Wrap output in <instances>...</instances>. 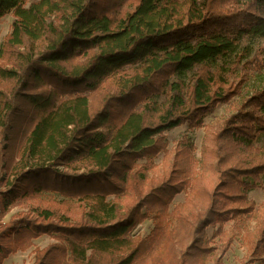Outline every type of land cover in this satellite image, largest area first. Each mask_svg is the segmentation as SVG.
<instances>
[{
  "label": "trees",
  "instance_id": "trees-1",
  "mask_svg": "<svg viewBox=\"0 0 264 264\" xmlns=\"http://www.w3.org/2000/svg\"><path fill=\"white\" fill-rule=\"evenodd\" d=\"M6 13L0 208L55 194L76 198L79 216L50 204L14 214L0 264L43 234L55 242L32 264H224V224L250 216V260L264 264V201L254 212L248 199L264 177V86L206 126L198 157L190 137L169 149L165 136L201 127L244 87L240 43L264 37V0H0ZM147 218L150 233L132 234ZM208 227L224 236L217 251Z\"/></svg>",
  "mask_w": 264,
  "mask_h": 264
},
{
  "label": "rangeland",
  "instance_id": "rangeland-1",
  "mask_svg": "<svg viewBox=\"0 0 264 264\" xmlns=\"http://www.w3.org/2000/svg\"><path fill=\"white\" fill-rule=\"evenodd\" d=\"M26 1L28 2L29 0ZM12 20L13 16L11 13H6L0 17V47L5 35L8 34L11 29ZM242 47H246L248 49L246 58L250 62L249 79L244 87L236 96L232 98L230 102L218 104L211 114L204 117L201 127L190 128L184 124L177 126L172 130L166 131L165 136L169 149L172 148L181 138L190 137L196 146L195 155L198 157L206 126L218 119H222L234 113L236 111V107L244 100V98L254 93L257 88L264 86V37H244L240 43V48ZM257 145H264V136H261L258 139ZM162 159V153L153 159L157 165V174L161 173L160 165L162 163ZM261 184L262 187L251 189L248 192V199L255 202L254 212L258 211L260 204L264 201V177L261 178ZM54 195L43 193L39 197H35L33 199H23L17 204L10 206L7 210L0 208V226L8 223L14 214L31 211V209L36 206H46L48 204H50L53 208H58L61 212L68 211V215L72 216L74 219L79 216L76 198H70L69 200H66V202L59 203L61 196ZM183 198L184 193L176 195L171 206L177 202L183 201ZM253 224L254 218L251 216L245 218L243 221L231 220L224 224L223 230H225L224 232L232 240L229 249L224 255V264H257L256 262H252L250 260V246L243 236L246 228L252 230ZM152 228L153 219L147 218L136 225L132 234L145 236L150 233ZM214 230L215 228L212 227H208L206 229L208 236L211 237L210 243L217 251L224 241V236L212 237ZM183 234V231L180 229L174 230V235L177 240L181 239ZM53 242H55V240L51 236L47 234L40 235L32 240V245L29 248L26 250H17L16 252L10 254L3 260L2 264H32L34 261L32 250L35 247L42 248ZM170 251H173V249L168 247L161 248L159 250V257L165 259ZM207 264H212V262L208 261Z\"/></svg>",
  "mask_w": 264,
  "mask_h": 264
}]
</instances>
